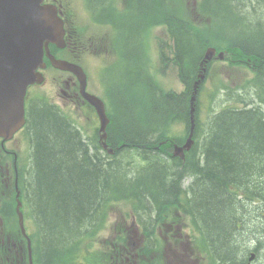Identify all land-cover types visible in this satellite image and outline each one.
<instances>
[{
  "label": "trees",
  "instance_id": "16d2710c",
  "mask_svg": "<svg viewBox=\"0 0 264 264\" xmlns=\"http://www.w3.org/2000/svg\"><path fill=\"white\" fill-rule=\"evenodd\" d=\"M256 11H249L246 20H254ZM141 26L140 21L138 25L129 24L136 44ZM248 28L253 33L246 49L264 58V26ZM175 35L169 60L179 66L180 77L188 84L200 54L194 53L190 40ZM140 44L138 39L137 46ZM128 70L134 73L130 63ZM137 83L138 88L132 81L120 83L114 97L120 109L113 113L108 133L115 145L125 143L119 157L102 158L97 152L91 153L81 132L53 105L43 101L31 105L32 185L28 182L27 198L39 227L38 264H71L72 248L81 242L84 229L89 222L92 224L98 209L105 207L104 201L128 200L144 227L150 209L168 204L166 192L171 188L167 184L173 181L169 180L165 157L159 154L166 145L158 151L153 145L166 137L171 123L188 121L189 92H163L150 78ZM251 83L264 89V68L257 70ZM206 129V136L194 145L183 164L194 172L193 202L186 212L203 233L201 239L210 248L214 264H246L248 251L258 254L264 248V109L226 105L209 117ZM230 184L241 186L245 201L237 198ZM253 201L257 204L252 205Z\"/></svg>",
  "mask_w": 264,
  "mask_h": 264
},
{
  "label": "water",
  "instance_id": "95a60500",
  "mask_svg": "<svg viewBox=\"0 0 264 264\" xmlns=\"http://www.w3.org/2000/svg\"><path fill=\"white\" fill-rule=\"evenodd\" d=\"M39 1L0 0V133L11 131L22 123L25 88L28 83L39 78L38 74L34 73V68L37 65L43 66L41 63L42 41L47 37L55 38L56 18L54 12L50 7L40 6ZM16 11H21L25 16L21 25L11 19ZM209 55L210 53L206 54V57ZM51 61L55 66L70 69L78 76L82 95L95 106L98 112L100 119L99 137L102 146L107 148L104 142L107 118L103 105L98 98L84 91L83 73L75 65L65 61L54 60L52 57ZM192 110L191 108V113ZM190 122V135L182 146L174 147V153L183 152L190 148L193 129L192 114ZM19 220L20 227L24 232L20 213ZM28 252L29 260H31L29 241Z\"/></svg>",
  "mask_w": 264,
  "mask_h": 264
},
{
  "label": "rangeland",
  "instance_id": "374dc122",
  "mask_svg": "<svg viewBox=\"0 0 264 264\" xmlns=\"http://www.w3.org/2000/svg\"><path fill=\"white\" fill-rule=\"evenodd\" d=\"M66 2L73 4L72 5V10L73 13L76 15L77 20L74 21V23L76 25L82 26L84 25L82 23V20H84V16H85V10L84 8L81 7V5H77V3L80 0H65ZM99 1L100 0H85V3L88 4V6L94 10L95 12H97L98 6H99ZM250 2V0H249ZM76 3V4H75ZM245 9V12L248 13V8ZM246 15V14H245ZM250 16H248L247 18H249ZM217 24L222 25L226 31L228 33H236L238 35L239 32L237 30V25H238V20L235 16H233L232 14L226 13L224 15V17L220 20H217ZM122 30L119 31V35L123 34L124 36H127L130 33L129 30V23L128 20L127 21H122ZM106 29V30H105ZM105 36H102L101 34L96 33L95 31L91 30L89 33L92 34L90 36H85L84 37V41L87 40H94L97 44L96 50L98 49H105L107 50L108 47L105 46V39L106 36L109 35V30H107V28L105 27ZM160 32V27L159 28H154L151 29L145 39V46H146V50L145 52L148 53V55L154 60L153 64H152V68L153 71V75L155 74V79L157 80L158 84L163 88V90H181L182 86L181 84L176 81V76L174 75V71L171 68H168L166 70V73L163 74L160 71H158V66L159 64L156 62L157 58H158V51H157V42H156V37L158 35V33ZM253 33V32H252ZM251 33V34H252ZM100 37V38H99ZM104 39V41H103ZM108 43V41H107ZM99 45H103V47H99ZM79 52L77 51L76 48H74L71 52V56L75 57L76 59L80 58L81 64L83 65L84 68L87 69L88 73H89V80H88V87L92 92H96L99 96H103L104 92L102 91V86L101 83L99 81V77L98 74L100 72V70L104 67V65L106 64V54L104 52L102 53H89L88 55H86L85 57H82L83 53L80 55H78ZM213 68L216 69L217 72H220V69L222 68V70L225 71V73H230L231 74V70L226 68L224 66V64H221L220 62H214ZM235 72H233V75L236 76V80L237 82H240L242 77L245 76H251V73L247 70L242 68V70L239 69H234ZM224 73V74H225ZM224 74L222 76H224ZM225 77V76H224ZM216 79L217 76L216 75H212L208 78L206 83H203V89L202 92L200 93L199 96V107H198V118L200 121H203L205 118H207L209 116V114L213 111H217L222 105H223V101L225 99V96H220L216 93V95H213V91H214V85L216 84ZM42 93L51 96L52 95V91L54 92V90L52 89L51 86H49L48 84L43 87L42 89H40ZM206 92V93H205ZM205 93V94H204ZM54 94H57V91L54 92ZM207 100H206V97ZM210 95H212L213 99H210ZM204 96V97H203ZM74 102H72V100H70L68 103L64 104V108H66L67 110H69L72 113V117L75 121H77L79 123V125H83L86 121V115L88 113L86 107L85 108V113L84 110H82L81 108H75L74 106ZM81 105V104H80ZM210 108H211V112H210ZM76 111V112H74ZM84 113V114H83ZM183 124H174L172 125V127H169V129L167 130V134L171 135V136H177L175 139H177L178 137H180L179 135L183 134ZM179 134V135H178ZM168 147L166 146L165 151H167ZM170 152V149L168 150ZM132 152H134L132 150ZM164 154V153H163ZM27 153L25 155V160L23 161L24 164L28 163L27 159H26ZM120 168L123 169L122 164H120ZM28 171V169H27ZM27 171L25 172V174L27 173ZM125 173V171H124ZM128 174H130L131 172H126ZM28 178V182L29 184L31 183L32 185V179H31V174L29 175V173L26 176ZM175 209V206H171V213H173V210ZM249 219L251 218L250 216H246ZM121 222L119 219H116L114 217H112L110 219V221L106 224V226L98 233L97 236V243H94V247L95 249H92L93 251H95L96 249L101 247V243L102 242H107L109 244L110 239L109 238L112 234L114 236V231H113V226H114V222L115 221ZM186 231L188 230V227H185ZM246 235V234H245ZM246 237V236H245ZM165 240V239H164ZM179 240H184V239H170V240H166L163 242V246H165V244H172L171 246H174L176 249H174V252H178L180 250V247L178 245H176ZM261 240H263V236L261 237ZM137 241V237L135 236V239L133 241V243L131 244V246L134 248V244ZM244 245V244H242ZM245 245H248L245 243ZM255 244L252 243L251 246H254ZM263 246V245H262ZM261 252V253H260ZM249 255V251L246 254V258ZM175 255H172V257H174ZM181 254L178 252V255H176V259H178V257H180ZM181 261L175 264H194L193 261H188L186 256L181 257L180 259ZM201 260V259H200ZM202 261V264H208L207 261ZM164 262V261H163ZM201 263V262H200ZM249 264H264V248H262V251L260 250L258 252V254L255 255V257H253V259L250 261Z\"/></svg>",
  "mask_w": 264,
  "mask_h": 264
},
{
  "label": "flooded vegetation",
  "instance_id": "af4514ba",
  "mask_svg": "<svg viewBox=\"0 0 264 264\" xmlns=\"http://www.w3.org/2000/svg\"><path fill=\"white\" fill-rule=\"evenodd\" d=\"M67 74L68 76L64 79L60 78V81L62 82L64 87L61 88L60 93L57 94V96L61 99L62 104L63 102L68 103L70 100H74V98L77 97V94L73 89L75 85L74 77L69 73ZM34 99L35 97L31 98V100ZM27 127V125L21 127L8 138L0 136V207H2V217L0 216V221L7 220L9 218L8 203L11 175L12 173L15 174V171H17V168L21 165L24 154L29 146ZM192 153V151H186L184 153V158H182L181 161H186L187 156ZM174 162H178V160L176 159L174 160ZM187 170L188 171L180 168L178 175L174 178L175 182L172 184H167V186L171 189L166 192V195L173 197L169 200V203H173V205L175 206L191 204L193 202L192 186L194 183V172L191 171L190 168H188ZM2 197L4 198L3 202L1 201ZM152 210H149V212L152 211L151 213L154 212L152 220L150 221L149 230L147 232H140L138 230V224L135 223L136 236H147L149 238H168L171 236L186 238L190 236V234L185 231L183 226V224L185 223V215L184 217L179 216L181 208L175 207V209L173 210V213L177 217L169 219L170 222H161L160 224H158V221L156 220V215L160 213L166 214L167 219L168 213L171 212V207H165L161 210L154 207L152 208ZM144 212L148 213L147 210H144ZM177 222H181V224ZM127 226L128 225H126V227ZM4 257L7 258V256H5V252ZM187 260L191 261L190 257H188ZM0 264H5V262H0Z\"/></svg>",
  "mask_w": 264,
  "mask_h": 264
},
{
  "label": "bare ground",
  "instance_id": "6f19581e",
  "mask_svg": "<svg viewBox=\"0 0 264 264\" xmlns=\"http://www.w3.org/2000/svg\"><path fill=\"white\" fill-rule=\"evenodd\" d=\"M223 116H224V115H223ZM198 154H199V153H198ZM161 155H165V153H164V154L161 153ZM237 180H238V179H237ZM100 191H101V190H100ZM160 192H161V191H160ZM96 201H97V200H96ZM239 209H240V208H239ZM255 213H256V212H255ZM255 213H254V214H255ZM253 223H254V222H253ZM249 225H250V224H249ZM257 225H258V224H257ZM248 228H249V227H248ZM257 230H258V229H257ZM251 231H252V230H251ZM251 231H250V232H251ZM251 233H252V232H251ZM260 234H261V233H260ZM260 234H259V235H260ZM247 236H248V235H247ZM247 238H248V237H247ZM262 248H263V247L260 248L261 251H262ZM260 250H259V251H260ZM257 253H258V251H257ZM260 253H261V252H260Z\"/></svg>",
  "mask_w": 264,
  "mask_h": 264
}]
</instances>
